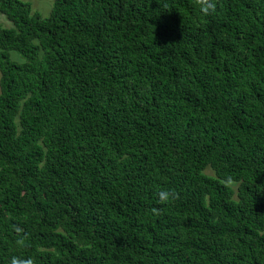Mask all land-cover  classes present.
<instances>
[{
    "label": "trees",
    "instance_id": "obj_1",
    "mask_svg": "<svg viewBox=\"0 0 264 264\" xmlns=\"http://www.w3.org/2000/svg\"><path fill=\"white\" fill-rule=\"evenodd\" d=\"M0 15V264H264V0Z\"/></svg>",
    "mask_w": 264,
    "mask_h": 264
},
{
    "label": "rangeland",
    "instance_id": "obj_2",
    "mask_svg": "<svg viewBox=\"0 0 264 264\" xmlns=\"http://www.w3.org/2000/svg\"><path fill=\"white\" fill-rule=\"evenodd\" d=\"M29 3L32 7L33 13H39L43 18H47L53 8L54 0H21ZM0 26L9 28L11 24L5 19L4 16L0 15ZM11 59L15 61H22L21 57L16 53H11Z\"/></svg>",
    "mask_w": 264,
    "mask_h": 264
}]
</instances>
